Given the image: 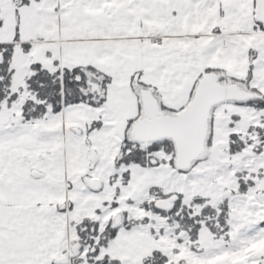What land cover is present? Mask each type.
<instances>
[{"label": "snow or ice", "instance_id": "snow-or-ice-1", "mask_svg": "<svg viewBox=\"0 0 264 264\" xmlns=\"http://www.w3.org/2000/svg\"><path fill=\"white\" fill-rule=\"evenodd\" d=\"M0 264H264V0H0Z\"/></svg>", "mask_w": 264, "mask_h": 264}]
</instances>
